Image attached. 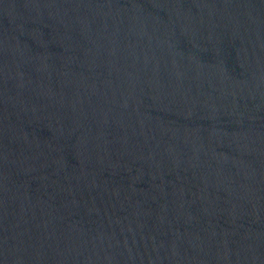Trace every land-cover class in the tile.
<instances>
[{"label":"water","instance_id":"water-1","mask_svg":"<svg viewBox=\"0 0 264 264\" xmlns=\"http://www.w3.org/2000/svg\"><path fill=\"white\" fill-rule=\"evenodd\" d=\"M0 264H264V0H0Z\"/></svg>","mask_w":264,"mask_h":264}]
</instances>
